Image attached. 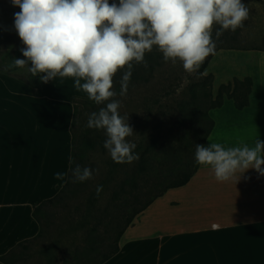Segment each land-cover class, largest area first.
I'll return each mask as SVG.
<instances>
[{"label": "crops", "instance_id": "0c3cea01", "mask_svg": "<svg viewBox=\"0 0 264 264\" xmlns=\"http://www.w3.org/2000/svg\"><path fill=\"white\" fill-rule=\"evenodd\" d=\"M245 52L264 56V49ZM244 68L237 78L254 81L250 105L238 111L226 98L215 110L230 106L233 114L216 120L207 145L252 146L257 135L264 141V63ZM78 100L91 101L74 78L36 88L0 73V257L37 237L34 210L69 179ZM57 172L65 179H55ZM238 179L239 173L218 182L200 165L188 184L169 189L138 216L104 264H264V176L250 169Z\"/></svg>", "mask_w": 264, "mask_h": 264}, {"label": "clouds", "instance_id": "9594fccd", "mask_svg": "<svg viewBox=\"0 0 264 264\" xmlns=\"http://www.w3.org/2000/svg\"><path fill=\"white\" fill-rule=\"evenodd\" d=\"M20 9L14 13V29L25 47L24 59H12L5 70L27 68L42 83L56 78H74L96 105H105L88 116L86 127L103 130V147L118 164L139 160L137 145L127 138L134 134L121 116L118 94L124 96L132 76L133 61L147 67L146 52L156 46L164 62L177 61L189 74L199 71L206 58L215 54V37L235 32L249 18L242 0H11ZM30 65V66H29ZM126 69L120 92L113 78ZM203 74H206L203 73ZM83 81V82H82ZM107 102V103H105ZM195 161L209 166L218 182H228L252 169L264 176V141L259 135L252 146L226 148L221 143L195 146ZM73 183L93 177V169L76 165ZM66 173H55L64 180ZM238 179V181H239ZM237 181V182H238ZM103 186H97L99 197Z\"/></svg>", "mask_w": 264, "mask_h": 264}, {"label": "rangeland", "instance_id": "374dc122", "mask_svg": "<svg viewBox=\"0 0 264 264\" xmlns=\"http://www.w3.org/2000/svg\"><path fill=\"white\" fill-rule=\"evenodd\" d=\"M109 2L112 3L113 0ZM116 2L118 3V0ZM242 3L249 8V18L242 28L235 32L224 31L217 39L215 31L218 26H213L216 50L214 55L206 58L209 64L205 72L206 75L214 76V95L222 84L230 83L234 78L246 74L244 64L248 65L253 60L264 63V56L260 54H245V51L264 49V0H242ZM19 11L18 7L12 5L11 0H0V70L7 71V66L17 56L24 59L20 49L25 46L14 29V13ZM12 75L27 82L33 79L27 68H19ZM145 76L146 81L139 84L129 83L126 95L118 94L112 98L121 103L118 109L120 115L129 116L128 123L134 134L127 139L137 145L134 151L139 155L152 146V138L156 136L158 129L163 135L168 133L167 140L157 141L151 168L138 179L141 185L139 206L167 186L171 181L168 177L183 162L195 157V150H190L191 144L196 139V145H201L207 127L204 117L207 104L200 102L203 103L200 114L194 112L196 109L192 104L191 91L200 81L198 71L189 74L183 69L182 63L177 61L158 69L153 77L149 74ZM113 83V90L119 93L120 82L115 76ZM256 97L255 93L253 101ZM78 107L74 133L77 135V148L83 151L80 166L93 169V177L83 183H73L70 187L73 191L62 203L55 202L45 207V216L39 225L41 234L27 244V249L17 250L22 253L16 258L15 264H85L83 259H77L75 255L85 247L86 232L95 226L107 211L117 226L109 230V234L115 236L117 229L124 226L132 211L131 206L124 207L125 201L132 200L133 191L130 185H126L127 192L121 193L120 199L115 200L114 194L120 193L124 183L133 176L137 161L130 164L115 163L107 150L98 145L101 138L106 139L105 132L86 127L89 114L98 111L101 106L96 105L94 108L80 102ZM252 112L254 109L248 116ZM208 114L215 123V129L216 122L233 114V111L227 106L224 110H211ZM87 139H91L95 144L93 150L87 149ZM193 163L195 162L191 165ZM100 185L103 186V191L98 197L96 188Z\"/></svg>", "mask_w": 264, "mask_h": 264}, {"label": "trees", "instance_id": "16d2710c", "mask_svg": "<svg viewBox=\"0 0 264 264\" xmlns=\"http://www.w3.org/2000/svg\"><path fill=\"white\" fill-rule=\"evenodd\" d=\"M16 58L21 59V56H17ZM145 60L147 62V67H144L143 64H137L136 62L133 63V71L132 76L129 83H135L139 84L141 81H146V74H149L151 77H153L156 73V71L164 66H166L169 63H172L171 61L165 63L163 59V54L158 50L156 46L153 47L151 52H146L145 54ZM209 64V60L204 61L203 65L198 71V76L200 77L199 84L197 86H194L191 94H192V104L194 105L196 111L198 114L200 108L202 107V104L200 102H205L207 104V110L205 111V121L207 123V127L205 128V134L202 138L201 145L208 146L207 145V139L211 132L214 129L215 123L213 119L209 116L208 112L211 110L222 108L224 105L225 98H228L229 100L233 101L234 107L238 111H242L245 108H247L250 105V96L252 94L254 81L251 77H245L243 79L234 78L232 82L227 84H222L217 94L214 95L213 92V84H214V76L212 74H203L205 73V70L207 69ZM19 68H11L10 70L4 71L0 70V73L8 75V76H14L12 75L14 71H17ZM126 69L118 70L115 77L120 82L123 72ZM16 77V76H15ZM17 78V77H16ZM20 81H24L21 78H18ZM149 81V80H148ZM50 82V81H49ZM48 82V83H49ZM30 85L36 88H40L45 83H42L38 77H33L32 81L29 82ZM47 84V83H46ZM80 102H83L85 105H90L95 108V103H90L88 101H75V114H74V120L72 124V161L70 170L74 168L76 165H80L83 157V151H79L78 142H77V135L74 133L75 128V122H76V116L78 112V105ZM106 103V102H105ZM101 107L105 105H100ZM200 122V121H198ZM174 127H171L173 129ZM159 139H168V133L164 134L160 131V129L157 130L156 136L152 138V146L146 148L141 152L139 155V160H137L136 168L133 173V176L130 178L129 181H126L124 185L121 188L120 193H115L114 198L115 200L120 199V194L127 192L125 187L126 185H130L132 189V200L131 201H125L124 207L127 208V206H131V213L127 216L125 224L123 227L117 229V232L115 236H111L109 234V230L116 228V224L114 220L110 217V215L107 214V211L105 212V216L103 218H100V220L97 221L96 225L93 226L91 229H89L84 237L85 240V247L81 249V251H77L75 257L77 259L81 258L85 261V264H104L108 260H110L112 257L117 255L120 251V240L126 230L133 225V221L142 212H144L156 199L163 196L169 189H175L182 186H185L188 184V182L191 180V178L194 176V174L197 172L199 168V164L196 163L195 157L190 158L187 161L183 162L181 166H179L175 171L172 172V174L168 177L171 179L170 183L162 188L158 193H156L151 199H149L146 203L139 206V195L141 190V185L139 184L138 179L143 177L142 175L146 174L149 168H151V163L153 160V157L155 155L154 148L158 144L157 141ZM105 139L101 138V141L98 142V145L103 147V142ZM196 142H198L196 139L191 144L190 150L191 152H194ZM86 147L88 150H93L95 148V144L91 139H87ZM191 162V163H190ZM192 162H195L192 164ZM73 184L72 177H71V171L69 175V179L66 182V184L59 190L58 194L49 200L43 201L40 205L36 207L34 210V218L40 225L43 221L42 219L45 216V207L48 206V204H53L55 202L62 203L64 199L67 197L69 193L73 191L71 185ZM101 229L103 232H101ZM41 234V231L39 230V233L37 237ZM32 241V240H31ZM30 241H26L23 243H20L15 248L10 250L8 254L0 257V261L4 264H15V260L18 256L21 255L17 250L19 248L27 249V244Z\"/></svg>", "mask_w": 264, "mask_h": 264}]
</instances>
